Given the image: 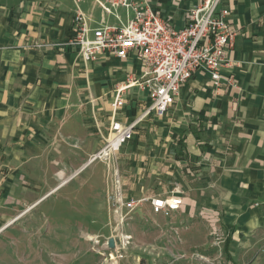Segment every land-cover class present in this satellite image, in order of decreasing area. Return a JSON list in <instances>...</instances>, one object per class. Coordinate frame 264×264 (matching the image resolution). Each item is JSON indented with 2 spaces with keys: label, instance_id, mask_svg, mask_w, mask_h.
I'll use <instances>...</instances> for the list:
<instances>
[{
  "label": "crops",
  "instance_id": "1",
  "mask_svg": "<svg viewBox=\"0 0 264 264\" xmlns=\"http://www.w3.org/2000/svg\"><path fill=\"white\" fill-rule=\"evenodd\" d=\"M100 1L107 6L106 0ZM196 3L197 0H150L151 7L175 29L184 27L186 13ZM221 6L230 11L233 27L238 31L228 53L231 63L228 71L234 75L237 87L222 88L216 96L208 75L200 71L181 89L179 99L170 110L177 114L181 106L191 103L188 112L199 114L204 120L207 128L203 135L211 140L212 147L201 151L200 143L192 141L187 151L194 159L195 171L186 167L180 174L172 164L165 172L161 166L162 173L172 176L159 180L157 188L146 187L142 178L124 177L119 172L117 175L127 200L182 199L169 222L163 215L154 214L149 203L144 205L158 220H165L167 229L181 232L185 247H197L196 243L200 242L202 228L194 223L197 215L202 210L223 209L226 215L222 223L235 225L231 239L224 242L223 252L227 259L236 261L239 240L253 233L264 234V0H221ZM119 9L107 14L94 0H0V237L13 231L14 235L7 240L11 247L17 248L21 238L26 237L28 241L32 233L49 231L50 227L56 231L52 238L63 247L66 232L73 231L70 241L75 246L81 243V236L75 232L94 233L99 224L109 232L108 237L119 229L131 237L128 248L132 244L126 226L144 205L120 228L114 229L117 220L111 216L107 202L110 180L105 189L99 186L96 175L101 165L80 157L69 163V177L63 172L57 174L60 184L51 189L49 147L35 136L50 119L66 118L64 109L71 99L66 92L81 87L85 79L83 69L87 74L85 80L91 89L94 87L87 100L92 103L98 101V94L108 93L111 97L107 104H111L114 88L131 73L141 74L136 57L121 61L100 56L93 62H84L66 45L78 11L91 28H97L118 24L115 15L124 22ZM113 72L125 77L114 82L110 77ZM193 92L196 94L191 100ZM131 94L132 103L127 105ZM125 100L123 108L134 112L120 113L117 118L123 123L134 120L140 114V105L148 104L147 95L137 89L128 91ZM80 102L78 98L73 104L79 106ZM69 119L77 121L79 116H69ZM150 119L161 120L149 117L138 127ZM73 183L75 195L80 198L74 214L43 208L48 197ZM183 222L189 224L186 230L177 227ZM101 236L92 234L91 238L100 241Z\"/></svg>",
  "mask_w": 264,
  "mask_h": 264
},
{
  "label": "rangeland",
  "instance_id": "2",
  "mask_svg": "<svg viewBox=\"0 0 264 264\" xmlns=\"http://www.w3.org/2000/svg\"><path fill=\"white\" fill-rule=\"evenodd\" d=\"M118 11L122 20L125 21V10ZM129 16H132V13ZM82 74L86 79L85 69ZM105 74L108 76V73ZM139 75L131 73L135 79ZM100 77H103L102 73ZM110 77L112 81L118 82L125 76L122 73L113 72ZM85 79L80 88L66 92L71 98L64 109L66 118L50 119L49 123L39 129L35 135L49 147L51 189L60 184L57 178L59 172L65 173L66 178L71 175L69 163L79 160L80 157H84L88 162L90 156L101 150L108 137L110 122L114 116L117 120L120 113L133 114L134 112L123 108L114 115L110 104H107L111 97L108 93L98 94V101L95 103L88 102L90 91H94V87L91 89L92 87L90 88ZM195 94L196 92L191 93V100L195 98ZM78 98L81 100L79 106L73 104V101L77 102ZM131 103L132 94L128 97L127 105ZM189 107L191 103L189 106L187 104L184 107L181 106L177 114L169 112L159 121L152 119L145 121L139 127L137 126V134L123 151L116 156H111L110 159L95 161L93 164L101 165L96 173L99 186H104L106 189L108 178L110 180L115 172L133 179L142 178L148 188H157L159 180L172 176L162 173L161 166L165 172L172 164L178 167L180 174L186 167L194 172L196 169L194 159L189 157L187 148L191 146L192 141L195 144L200 143L198 147L201 151L212 147V144H210L211 140L204 138L203 133L207 128L204 120L198 117L199 114L189 113ZM75 115L79 116L77 121L69 119V116ZM74 187L73 183L60 189L58 193L52 194L43 204V208H52L60 213H70L69 215L74 214L80 203V198L75 195ZM225 215L223 209L202 210L200 215H197L198 218L194 220V223L199 224L203 229L202 233L200 228V242L196 243L197 247H185L181 243V232L167 229L165 223L170 221L171 215L164 217L166 222L160 221L152 215L149 207L144 205L126 226L128 233L132 236V244L126 249V258L120 264H264L263 233H253L249 238L239 240L235 253L236 261L226 258L223 245L227 238L231 239L235 225L223 224ZM93 221L96 222L97 219L94 218ZM188 225L183 222L177 224V227L186 230ZM225 225L229 228L227 229ZM53 229L50 227L49 231L34 232L27 237L28 241L26 237L21 238V244L17 248L11 247L7 241L8 236L14 235L13 231H8L7 235L0 237V264H72L74 260H76L75 264H99L100 256L97 252L99 246L94 244L95 239L91 238V235L101 234L100 241H103L109 236L106 228H102L99 224L94 233L75 232L76 235L81 236V243L75 246L73 241H70L74 237V232L67 231L64 247L59 246L52 238V235L56 233ZM198 248H200L199 251H197ZM213 248H216V251L212 252ZM57 252L64 255L59 257Z\"/></svg>",
  "mask_w": 264,
  "mask_h": 264
},
{
  "label": "built area",
  "instance_id": "3",
  "mask_svg": "<svg viewBox=\"0 0 264 264\" xmlns=\"http://www.w3.org/2000/svg\"><path fill=\"white\" fill-rule=\"evenodd\" d=\"M79 2L81 0H74ZM107 14L118 8L126 12V20L118 24L91 28L82 12L73 17L72 36L66 45L77 53L84 62H93L100 56H110L125 61L136 57L141 64L139 78L128 77L113 90L110 104L114 115L126 104L125 95L132 89L145 93L148 104H141L140 114L131 122L123 123L115 116L110 122L105 144L88 163L110 159L129 142L139 123L152 117L164 118L177 102L181 89L203 71L209 77L210 86L216 96L222 88H236L234 75L228 70L231 63L228 53L238 31L233 27L230 11L221 6V0H197L186 13L185 25L181 29L171 27L160 12L150 5V0H94ZM132 13V16H129ZM228 71V73H226ZM134 84V87H129ZM107 202L111 216L116 218L118 229L131 214L149 203L154 214L169 217L179 210L182 199L178 197H142L127 200L117 173L110 178ZM114 238V248H108V240ZM130 236L119 229L99 246V264H120L130 244Z\"/></svg>",
  "mask_w": 264,
  "mask_h": 264
},
{
  "label": "water",
  "instance_id": "4",
  "mask_svg": "<svg viewBox=\"0 0 264 264\" xmlns=\"http://www.w3.org/2000/svg\"><path fill=\"white\" fill-rule=\"evenodd\" d=\"M108 248L113 249L114 248V238H110L108 240Z\"/></svg>",
  "mask_w": 264,
  "mask_h": 264
},
{
  "label": "bare ground",
  "instance_id": "5",
  "mask_svg": "<svg viewBox=\"0 0 264 264\" xmlns=\"http://www.w3.org/2000/svg\"><path fill=\"white\" fill-rule=\"evenodd\" d=\"M129 87H134V84H131ZM93 239H94V238H93ZM93 239H92V240H93ZM92 240H89V241H92Z\"/></svg>",
  "mask_w": 264,
  "mask_h": 264
}]
</instances>
